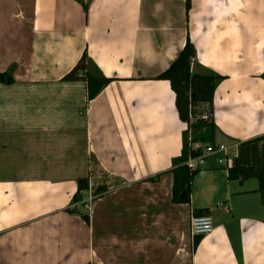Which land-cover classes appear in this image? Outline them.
Returning a JSON list of instances; mask_svg holds the SVG:
<instances>
[{
  "label": "crops",
  "instance_id": "crops-1",
  "mask_svg": "<svg viewBox=\"0 0 264 264\" xmlns=\"http://www.w3.org/2000/svg\"><path fill=\"white\" fill-rule=\"evenodd\" d=\"M186 2L89 0L85 12L76 0H0V72L11 77L0 83V264H264L255 179L228 180L210 159L190 202L171 201L186 123L156 78L189 38L194 70L223 76L216 142L236 152L264 135V0ZM83 52L113 79L91 100L83 81L62 80ZM195 211L213 225L196 247Z\"/></svg>",
  "mask_w": 264,
  "mask_h": 264
},
{
  "label": "trees",
  "instance_id": "trees-1",
  "mask_svg": "<svg viewBox=\"0 0 264 264\" xmlns=\"http://www.w3.org/2000/svg\"><path fill=\"white\" fill-rule=\"evenodd\" d=\"M86 12L89 0H76ZM190 0H187V5ZM195 62V48L189 38L169 67L156 78L167 80L175 94V107L180 120L187 124L182 131V148L178 156L172 159V168L169 170L173 175L171 201L175 204H187L190 202L192 182L194 177L202 170V166L192 169L187 165L189 157L200 155V149H193L191 144L216 143V131L213 115V96L219 81L223 79L208 69L194 70L198 64ZM63 81L86 84L87 100L95 98L113 79L105 77L93 60L83 52L75 66L63 77ZM11 82V77L6 72H0V83ZM207 105L208 118H202L203 112L197 111L198 106ZM190 114L194 120H191ZM216 162V158H212ZM204 166V165H203ZM228 180L243 182L255 179L258 183L257 191L264 201V135L240 141L237 154L230 165L226 167ZM149 178V180H153ZM77 189L72 202L82 199L83 192L88 190V176L76 180ZM102 184L95 189V194H101L108 189V184L103 178ZM203 211H195L196 215H202ZM205 215V214H204ZM87 219V216H84ZM202 235L194 237V247L201 240Z\"/></svg>",
  "mask_w": 264,
  "mask_h": 264
},
{
  "label": "built area",
  "instance_id": "built-area-1",
  "mask_svg": "<svg viewBox=\"0 0 264 264\" xmlns=\"http://www.w3.org/2000/svg\"><path fill=\"white\" fill-rule=\"evenodd\" d=\"M191 117L192 115L190 114V118ZM208 117L209 115L206 112H204L202 118H208ZM186 128H187V124H186ZM233 146L235 145L228 146L224 143H219V142H216L214 144H202L200 142H194L191 144V147L193 149H200L201 153L196 157H189L186 163L190 168L194 169L196 168V166H203L208 162V160L212 158H216L218 164H224L228 167L232 159L237 154V151L230 152V150L233 149ZM236 146H238V144ZM92 200H93V196L89 195L87 198V203L84 204V209L90 208ZM190 229L192 236L205 235L211 232L213 229L212 220L208 215H195L190 219Z\"/></svg>",
  "mask_w": 264,
  "mask_h": 264
},
{
  "label": "rangeland",
  "instance_id": "rangeland-1",
  "mask_svg": "<svg viewBox=\"0 0 264 264\" xmlns=\"http://www.w3.org/2000/svg\"><path fill=\"white\" fill-rule=\"evenodd\" d=\"M197 111L199 110L200 112H202V110L200 109V108H197L196 109ZM205 112L208 114V107H206V109H205ZM209 115V114H208ZM191 120H194V118H193V116L191 117ZM80 132V131H79ZM78 135V137L80 138V133H78L77 134ZM82 139V138H81ZM81 139H78V142H76V141H74V142H76V144H77V146H76V149H77V151H78V153H79V151H80V147H82L83 146V144H82V141H81ZM72 150L74 149V147H70ZM230 152H234V150L233 149H231L230 150ZM85 164H86V161H85ZM91 165H93V169H95L97 172H98V178L100 179V180H102V178H104L103 177V174L101 173V171L97 168V166L95 165V163H93V164H91ZM85 173L84 174H86V171H87V167L85 166ZM250 182H257L256 180H254V181H250ZM189 228H190V222H189ZM190 232H191V229H190ZM195 236H197V235H195Z\"/></svg>",
  "mask_w": 264,
  "mask_h": 264
}]
</instances>
